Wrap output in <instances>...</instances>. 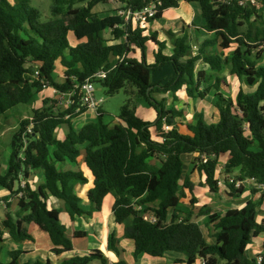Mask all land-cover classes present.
Masks as SVG:
<instances>
[{
  "label": "trees",
  "instance_id": "trees-1",
  "mask_svg": "<svg viewBox=\"0 0 264 264\" xmlns=\"http://www.w3.org/2000/svg\"><path fill=\"white\" fill-rule=\"evenodd\" d=\"M30 1L0 0V133L10 130L11 139L8 166L4 170L0 164V188L19 196L14 214L11 203L4 199L7 209L4 219H0V254L7 238L18 243L34 242L24 230L25 224H34L49 235L55 255L72 252L74 243L61 221V210L49 208L48 202L62 201L74 219L101 211L110 195L114 198L115 223L124 226V238L133 243L135 260L145 254L163 258L175 252L186 255L187 264L198 260L220 264L219 259L226 264H258L257 257H249L247 250L253 239L264 233V224L258 221L264 190L252 189V193L260 194L257 200H248L243 207L224 214L203 207L207 225L214 227L215 240L210 242L200 224L193 221L195 198L191 206L182 208L185 188L194 195V185L188 176L183 184L181 180L185 172L183 156L195 154L193 169L206 176L205 185L214 194L220 189L216 172L223 162L230 197L241 196L246 188L243 185L237 189L228 183L229 178L253 179L264 185V15L259 8L264 7V0H116L122 8L132 10L161 2L158 14L149 23L162 19L165 11L178 8L181 2L199 3L206 21L204 28L215 33L221 49L210 56L204 55V49L214 41L203 43L194 55L188 35L178 37L173 31L167 32L172 54L166 55L167 42L158 41L156 33L145 35V27H135L119 15L101 17L95 11L96 6L110 0H53L52 16L64 21L60 26L43 22ZM108 30L112 33L111 43L106 39ZM70 33L77 39L76 46L70 43ZM150 41L158 46L152 64L146 59ZM234 45L235 49L226 55L225 51ZM132 46L141 50V60L126 57ZM202 59L215 73L229 67L231 74L253 91L246 93L241 88L235 99L225 96L220 78L196 73ZM57 62L65 70L62 82L55 76ZM167 66L174 68V77L165 84L153 83L152 73ZM101 70L108 71L107 78L92 79ZM90 78L105 87L110 96L122 90L130 96L120 110L118 124L106 123V112L99 108L94 121L74 128L72 120L86 110L76 112L78 96L73 106L63 111L57 107L58 95L43 100L41 108L34 107L45 89L65 94ZM211 80L214 84L206 86ZM184 87L189 97L200 99L216 90L217 123L208 124L200 113L195 123L188 125V134L178 131L176 119L183 112L168 109L154 95L175 94ZM134 97L144 98L156 111L155 122L137 115ZM164 125L174 127L165 132ZM64 127L67 132L61 140L57 132ZM153 127L162 132L163 141L153 139ZM82 156L94 178V186L87 193L89 210L83 209L76 190L78 185L88 184L87 176L80 169L63 168L67 163L79 166ZM204 156L207 163H203ZM34 171L45 175V182L37 189L29 182ZM141 209L152 210L157 221L144 217ZM87 235L76 231L74 237ZM109 249L118 253L115 231L109 236ZM23 254L21 250L10 251L11 260H0V264H50L23 263ZM260 256L264 264V252ZM95 260L108 264L101 250L64 259L61 264H90Z\"/></svg>",
  "mask_w": 264,
  "mask_h": 264
},
{
  "label": "crops",
  "instance_id": "crops-1",
  "mask_svg": "<svg viewBox=\"0 0 264 264\" xmlns=\"http://www.w3.org/2000/svg\"><path fill=\"white\" fill-rule=\"evenodd\" d=\"M262 7L263 6H260L259 8H260V12L263 13L264 15V7L263 8ZM168 13L172 15L170 19L167 17ZM165 17L168 18L169 22L166 24H163L162 20H165L166 19ZM157 21H159L160 23H159V26L156 27L157 29L155 30V32H151L152 31L151 30L150 34L146 33L145 35L149 36L153 33H156V34L159 33L160 41L167 42V49L165 50L166 55H171L172 50H173V45L167 36L168 31H173L178 37L182 36L183 34H187L189 44L192 47L193 46L197 47L198 50L203 45V43H205L206 41H214L212 45H209V47L204 49V52H205L204 55L210 56V55H213L221 51L220 46H219V41L217 40L215 33H209L204 28L206 25V21L202 15V9L199 3L181 2L178 8H172V9L165 11L162 19L157 20ZM165 30H167L166 34H165ZM70 43L72 46H76L78 44L77 41H71V40H70ZM235 47L236 46L234 45L230 50H226L225 54L229 55L235 49ZM137 49H138L137 51H134L133 48H131L130 54L127 55L126 57L128 59L136 58L137 60H141L142 52L139 48ZM157 50H158V46L155 43L151 41L147 43L146 59L149 64L154 63V54L157 52ZM58 65H60L59 62H57V68L55 72L58 71V67H59ZM170 67L172 69H170ZM164 69L168 70L167 71L168 74H165L164 76H162L161 79L159 78L156 83H158L159 81H163V83H165L166 79H170L172 76L174 77L175 71L172 66H167ZM160 71H156V72H160ZM201 71L204 72L207 76L214 74L215 78L217 77L220 78L222 80V83L220 84L221 91L227 97H232L233 99H235L241 88L246 93L253 91V89L248 90L247 87L244 89L243 84H241V81L239 80V78L231 74L230 68L227 66H225L220 72L215 73L211 71V68L209 67V65L205 63L202 59L196 65V73L201 72ZM214 82L215 81L211 80L208 84H206V86L209 87L213 85ZM161 94H164V95H161ZM41 95L50 96L49 97L50 99L57 98L54 93V89L52 88L45 89ZM154 97H157L159 98L160 101H163L168 109L175 108L183 112V116L178 117L176 119V128L182 134L189 133L188 125L194 124L196 115L200 113L204 115V119L208 124H214L219 121V112L215 106L217 102L215 89H212L208 93L206 98L204 99L189 97L186 93V87H184L182 90L178 91L175 94L172 92L157 93L154 95ZM135 100H136L135 110H136L137 115L145 121L155 122L157 119L156 111L148 103H145L144 102L145 100L142 99L141 97H136ZM60 109L61 111H63L66 108L61 107ZM95 119H96V113L90 109H86L84 112H82L76 118L72 120V124L74 128L79 129L83 127L85 124L91 121H94ZM119 121L120 120L116 118V120L112 122L110 125L113 126L115 124H118ZM77 123L80 125H78ZM170 127H171L170 130H172L174 126H170ZM151 131H152V136L154 140L159 141V142L163 141V138L161 135L162 132L160 131L158 132L157 129L155 128H152ZM155 131L157 132L155 133ZM66 132H67L66 127L62 128L61 131L59 132L61 134L60 135L61 138L59 139L64 140ZM188 156L195 157L196 155L191 154V155L183 156V160L185 164H186L185 158L186 157L188 158ZM224 158L226 160V157ZM190 161L191 160H189V162ZM222 164H224V162ZM185 167L186 165L184 166V171H185ZM63 168L65 170H74V171L80 169L85 173V175L88 178V184L78 185L76 187V190H77V194L82 198L81 205L83 209L85 210L91 209V204L88 201L87 193L94 186V178L92 176V173L90 172V170L87 168L86 164L84 163V156L81 157L79 166L67 163L63 166ZM219 171H220V168L218 167L217 179H220L222 175V169H221V173H219ZM196 172L198 174L193 172V170L190 171V174H185L184 172V179L186 176L190 177V180L194 185L193 194L198 189L196 184H198V182L201 180V177L203 176L204 178L203 180L206 179V176L204 174L203 175L199 174L197 170ZM184 179L182 180L184 181ZM29 182L32 185L33 189H37L42 183L45 182L44 172L43 171L32 172L29 178ZM206 188L208 187L206 186ZM245 188H246V191L241 196H237V197H230L228 195V190L227 189L225 190L223 188L219 189L218 194H214L211 192L209 193L211 197H209L210 199H208V203H211V205H209L208 203L205 205H202L200 203L201 206L199 207L198 206L199 202L197 201L196 205L193 207L194 212L198 208L201 210L203 207L209 206L212 213L224 214L227 210L231 208L243 207L248 200H257L259 198L260 194L252 193L251 191L252 189L250 188L249 185H245ZM185 192H186L187 198L190 195L195 197V195H192V193L188 190V188H185ZM255 195H257L256 199L254 198ZM18 197L12 196L5 189L0 188V200H1L0 203H3L4 199H7V202L11 203L10 211L13 214L16 213L18 210V201H19ZM48 204H49V208H57L61 210L60 218H61L62 223L67 228V236L73 240L74 250L70 253H66L60 256L55 255L52 252L53 244L51 242L49 235L34 224H29V225L25 224L24 230L35 239L34 242L26 241L24 243H18V242L12 241L9 238H7L3 246L4 250L2 249L1 254H0V260L2 259L1 255L3 251H5L3 262L7 263L11 260L9 256L10 251L21 250L24 252V254L21 257V261L23 263L28 262V261H31L32 263L36 261H41L43 263L50 262V264H61V262L64 259H68L76 255H87L93 250H101L106 257L108 264H114L120 261H126L127 264H146L145 262L147 261V259L152 260L151 258H154L153 262L155 263L158 262L162 264H187L185 262L187 260V256L184 254L178 255V254L168 253L166 254L165 257L156 258V259L155 257L145 254L141 256L138 260H135V258H133V249H134L133 243L124 238V226L115 223L114 214H113L114 198L110 195L106 197L101 211L94 212L93 215L91 216L83 215L80 217H75L74 219H72L69 216V214L65 211L64 204L62 201L57 200V199H51L48 202ZM218 206H221L224 208L229 206L230 208H226L223 211H219L217 209ZM261 211L262 213H260L259 217L261 219H264L263 217L264 216V205L260 207V212ZM4 217H5V214L0 215L1 220L4 219ZM195 218L196 217L193 216V221L200 224V222H198V220H195ZM260 218H258L259 223H260ZM76 231H85L87 232L88 235L84 238L77 239L74 237V234ZM113 231H115L116 233L118 253L111 251L109 249V236ZM259 238L258 239L262 243L261 249L260 247L258 248V246H256L255 256L252 254H250V256L248 255L251 258L252 257L256 258L264 252V248H263L264 233L261 234ZM6 258L8 260H6ZM178 259L180 260V263L175 262V260H178ZM90 264H102V262L101 260H95L91 262ZM195 264H203V261L198 260Z\"/></svg>",
  "mask_w": 264,
  "mask_h": 264
},
{
  "label": "rangeland",
  "instance_id": "rangeland-1",
  "mask_svg": "<svg viewBox=\"0 0 264 264\" xmlns=\"http://www.w3.org/2000/svg\"><path fill=\"white\" fill-rule=\"evenodd\" d=\"M30 4H31L32 7L36 8L37 10H39V12L42 15V21L43 22H52L53 24H55L57 26H60V25L64 24V21L61 18H58V17L55 18V17L52 16L53 0H31ZM121 9H122V5L116 3V0H110L109 3L100 4V5L95 7V11L97 13L101 14L100 15L101 17L116 15V12L121 10ZM167 17L170 19L172 17V15L170 13H168ZM167 17H165L166 18L165 20H162L163 24H166V23L169 22ZM159 23H160L159 21H156L154 23L146 24V26H145V29H146L145 34L146 33L150 34L151 32H155V30L157 29L156 27L159 26ZM166 32H167V30H165V34H166ZM68 38L71 41H77L76 37L72 33L69 34ZM106 39L111 43L112 33H111L110 30H108L107 33H106ZM157 40L160 41L159 33L157 34ZM160 42H162V41H160ZM132 48H133L134 51L138 50L136 46H132ZM146 53H147V51H146ZM132 59H136V58H132ZM58 66H59L58 67V71L55 72V76H56V79H57L58 82H62V81L65 80V74H64L65 70L60 65H58ZM170 69H172V68L170 67ZM167 71H168L167 69H164V70H162L160 72H153L152 73V82L156 83L159 78L161 79L162 76H164L165 74H168ZM172 77L170 79H166L165 83H167L169 80H171ZM94 85H95V95H96V97L103 99V103L101 104L100 108H102L106 112L104 120H105L106 123L111 124L112 122H114L116 120V118L118 117V115L120 113L121 108L127 103V100L130 98V96L123 90L120 91L119 93L113 95V96H110L107 93V89L105 87H103L100 83L96 82V83H94ZM243 87H244V89L246 87H247L248 90L251 89V87L246 86L245 84L243 85ZM41 94H42V92L37 96V101H36V103L34 105L36 108H41L42 107L43 100L50 99L49 98L50 96L41 95ZM161 95H164V94H161ZM135 98L136 97H134V103H133L134 107H135V104H136L135 103L136 102ZM155 98L157 100H159V98H157V97H155ZM142 99H144V98H142ZM144 102L148 103L146 100ZM57 107L64 108V106L59 105V104L57 105ZM173 109H175V108H173ZM94 112L97 114V111H94ZM78 125H80V124H78ZM153 128L156 129V127H153ZM59 132H60V130L57 132V135H58V138H61V136H60L61 134ZM156 132L157 131H155V133ZM10 140H11L10 139V130H6V131H4V133L3 132L0 133V161H1L0 164H1V168H3L4 170L8 166L9 158H10V155H11ZM190 157H192V158H190ZM195 157L194 156H188V158L187 157L185 158V161H186L185 174H190L191 170H193V172L197 173L196 170L193 169L194 168L193 167L194 166L193 162L195 160ZM189 160H191V161L189 162ZM223 160H225V158H223ZM218 167L220 168L219 173H221V169H222L221 179H224V175H223L224 168L222 166H218ZM233 175H235V176L238 175V172L237 171L234 172ZM217 177H218V174L216 172V178ZM183 179H184V177H183ZM203 179L204 178L202 176L201 180L198 182V184H196L198 189H197L196 192H194V195H195L194 198H195L196 201L199 202V205H198L199 207L201 206L200 203L202 205L207 204L208 203V199H210L209 197H211V195L209 194V193H211L210 188L207 185H205V180H203ZM181 183H184V181L182 180ZM245 185H248V184H245ZM206 186L208 188H206ZM255 187L256 186H253L252 189H255ZM251 191H254V190H251ZM190 196H188V198L186 197L183 200L184 201V205L182 207L183 209L188 208L189 206L192 205L191 202H192L193 196H191V197ZM222 197H224V196H222ZM254 198L256 199L257 195H255ZM6 204H7L6 200H4L3 203H0V215H4L6 213V209H7ZM208 204L211 205V203H208ZM151 207H153V206H151ZM208 208H209V206H208ZM226 208H230V207L229 206H227L225 208L221 207V206L217 207V209L219 211H223ZM141 211L143 212V216L146 217V218H152L154 216L152 210L141 209ZM194 213H195L194 217H196L195 220H198V222H200L201 228H202L206 238L208 239V241L214 242V240H215L214 237H213L214 228L212 226H208L207 225V220H208L207 215L202 214V212H201V210L199 208ZM260 213H262V211ZM258 218H260V217L258 216ZM260 223L264 224V219L260 218ZM259 239H253V243H252V245L250 246V248L247 251V254L249 256H250V254L255 256V247L256 246H258V248L260 247V249H261L262 243H261V241ZM3 250H4V248H3ZM4 254H5V251H3L2 255H1V257H2L1 261L2 262L4 260ZM171 254H178L179 255L180 253L172 252ZM133 258H134V256H133ZM151 259L152 260L147 259V261L145 263L146 264H162V263H158V262H156V263L153 262L154 258H151ZM6 260H8V259L6 258ZM167 262H168V260H167ZM219 263L220 264H226L225 261H222L220 259H219Z\"/></svg>",
  "mask_w": 264,
  "mask_h": 264
},
{
  "label": "built area",
  "instance_id": "built-area-1",
  "mask_svg": "<svg viewBox=\"0 0 264 264\" xmlns=\"http://www.w3.org/2000/svg\"><path fill=\"white\" fill-rule=\"evenodd\" d=\"M161 5V2L159 3H151L150 5L144 7L140 10H132L130 8H122L121 10L117 11V15L122 16L127 22H131L133 26H142L145 27L146 24H148L149 20L152 18H155L158 14V7ZM198 53L197 47L193 46V54L196 55ZM118 59V57H117ZM116 60V58H115ZM108 71L101 70L99 71L92 79H100L104 80L107 78ZM92 79H87L84 83L80 85H75L74 89L68 93L65 94H59L56 90H54L55 95L58 97V104L64 106L66 109L70 108L74 104V98L78 96L79 98V108H77L76 112L81 111V109H90L93 111H98V109L101 107V104L103 103V99L97 98L95 95V85L94 82H92ZM78 89V93L76 91ZM171 129L170 126L165 125L164 130L169 131ZM203 163H207L208 158L203 157ZM219 166L224 167V164H220ZM228 183L235 184V187L237 189L241 188L243 185L248 184L250 188L252 189L253 186H256L255 188L258 189V191L264 190V185H259L255 182L253 179H248L245 181L242 180H235L234 178H229ZM250 183V184H249ZM24 184V183H23ZM218 186L219 188L227 189V180L218 179ZM150 221L155 223L157 220L153 216L150 218ZM258 264H262V257L259 255L257 257ZM204 264V261H203Z\"/></svg>",
  "mask_w": 264,
  "mask_h": 264
},
{
  "label": "clouds",
  "instance_id": "clouds-1",
  "mask_svg": "<svg viewBox=\"0 0 264 264\" xmlns=\"http://www.w3.org/2000/svg\"><path fill=\"white\" fill-rule=\"evenodd\" d=\"M116 15H117V14H116ZM164 126H165V125H164ZM164 131H165V130H164ZM169 131H170V130H169ZM165 132H168V131H165ZM224 179H225V178H224ZM224 179H223V180H224Z\"/></svg>",
  "mask_w": 264,
  "mask_h": 264
}]
</instances>
